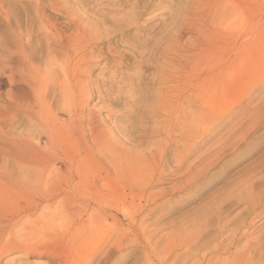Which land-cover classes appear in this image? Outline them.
<instances>
[{
  "label": "rangeland",
  "instance_id": "rangeland-1",
  "mask_svg": "<svg viewBox=\"0 0 264 264\" xmlns=\"http://www.w3.org/2000/svg\"><path fill=\"white\" fill-rule=\"evenodd\" d=\"M0 2V39L22 30L42 63L34 1ZM67 5L89 37L100 137L86 125L68 158L0 176L9 216L29 214L13 230L23 251L0 264H264V0ZM14 125L38 140L27 119Z\"/></svg>",
  "mask_w": 264,
  "mask_h": 264
},
{
  "label": "bare ground",
  "instance_id": "bare-ground-1",
  "mask_svg": "<svg viewBox=\"0 0 264 264\" xmlns=\"http://www.w3.org/2000/svg\"><path fill=\"white\" fill-rule=\"evenodd\" d=\"M33 1V21L45 47L43 62H34V54L27 53L22 30L18 32L15 44L0 39V160L5 162L0 165V176L7 181H14L13 173L36 169L43 160L68 158L73 150L68 141H76L81 147L86 125L94 141L100 137L95 111L91 108L87 110L84 95L87 77L83 75V65L88 55L84 50L87 37L83 33V19L77 14L74 18L70 16L67 0ZM48 9L69 15L73 28L68 23L61 25L54 22L47 14ZM52 46H59L63 51L59 53ZM4 86L7 88L3 90ZM18 118H25L36 126L38 140L31 133L17 130L14 124ZM8 213L0 196V263L7 253L23 251L24 248L22 239H18L13 230L26 221L22 217L28 218L29 214L15 218ZM22 228L27 233L33 230L35 218Z\"/></svg>",
  "mask_w": 264,
  "mask_h": 264
}]
</instances>
